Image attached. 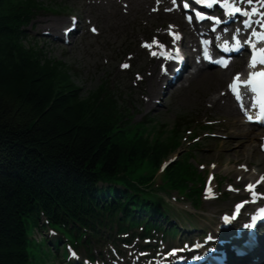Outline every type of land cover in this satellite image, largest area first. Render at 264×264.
I'll list each match as a JSON object with an SVG mask.
<instances>
[{
	"label": "trees",
	"instance_id": "16d2710c",
	"mask_svg": "<svg viewBox=\"0 0 264 264\" xmlns=\"http://www.w3.org/2000/svg\"><path fill=\"white\" fill-rule=\"evenodd\" d=\"M37 7L36 0H0V264H31L23 229L41 211L55 219L151 211L145 187L175 145L172 137L153 142L142 127L127 129L115 91L84 95L68 69L24 46L17 31ZM146 160L152 173L137 176ZM187 162L173 165L167 182L186 187Z\"/></svg>",
	"mask_w": 264,
	"mask_h": 264
},
{
	"label": "rangeland",
	"instance_id": "374dc122",
	"mask_svg": "<svg viewBox=\"0 0 264 264\" xmlns=\"http://www.w3.org/2000/svg\"><path fill=\"white\" fill-rule=\"evenodd\" d=\"M79 2L80 3L75 4L72 1H67L66 4L69 5V9L71 10L76 5H79L75 9L76 12L79 13L80 7L82 6V0H79ZM41 15L38 19L47 18ZM103 28L105 31L102 32V36L99 38L85 36L73 41L74 44L69 47H63L59 43H52L50 40L42 39L41 33L43 31L40 33L36 32V25L30 30V33L31 37L33 36L39 41V46L43 48L50 58H55L64 61L71 66H76L79 69V79H77L76 82L83 91L89 92L98 85L102 78L114 75L111 66L116 67L126 52L135 49V43L139 35L138 33H132L125 30L123 32H116L115 29L119 30L121 28L117 22H110L107 25H104ZM105 61H108V63ZM106 65L110 67L108 68ZM119 79L120 77H118L117 80ZM120 84H123L126 87L129 83L128 80H125L123 82L120 81ZM135 92L134 99L137 102L136 110L133 111L135 114V122L142 120L143 116L147 115L153 119H157L160 125L166 124V129L169 130L178 116L182 114H191L197 110L183 106L182 92L174 94L170 103L167 101L163 108L148 110L145 102L140 98L141 94L144 93L143 85L141 90ZM188 145L189 144L185 142V145H183L177 155H180ZM252 153L253 155H257V150L254 149L252 145L245 144L242 148L237 150L236 143L226 141L219 145L216 144L210 150L200 151L197 156L203 163L220 161L222 168L218 170L221 171L219 175H226L227 177L234 178L236 175L235 173L232 174L231 172H226L223 168H228V166L234 167V164L240 161L256 166L258 161L251 157ZM257 156L262 161L261 157L259 155ZM158 175H160V173H158ZM173 196H176V194ZM36 236L41 240V233Z\"/></svg>",
	"mask_w": 264,
	"mask_h": 264
},
{
	"label": "bare ground",
	"instance_id": "6f19581e",
	"mask_svg": "<svg viewBox=\"0 0 264 264\" xmlns=\"http://www.w3.org/2000/svg\"><path fill=\"white\" fill-rule=\"evenodd\" d=\"M64 22H65V18L64 17L57 18V19H50V20L49 19H43V20H40L39 21V25L37 26V28L39 30H41V31H45L48 28V29L56 32L57 36H58V31H59V36H58L59 39H61V38L64 39L65 37L60 33V31L62 30V27L64 25ZM19 31L20 30L18 29L17 33ZM225 78H226L225 73H221L218 76H216L214 74V72L213 73L211 72V73H208V74L201 75L199 78H197L195 80L193 86L190 88L189 91H186V92L184 91L183 92V97H182V100H184L183 106L184 107H189V109H191V108L195 107V105H198L200 101H201V104H203V102L207 99L206 92L208 93L209 90L210 91H213L216 86L222 85ZM160 91L161 90H159V92H156L155 90L154 91L151 90L150 93H152V94H155V93L159 94ZM196 92H201V96L200 97L198 96L199 99H198V97H195V93ZM152 105L151 104H148L147 107L150 108V109H152L153 108ZM215 106H216V102H215ZM232 110L233 109L230 108V106L220 108L221 113H223L225 115H228V116H233L232 115ZM254 138H255V135L252 138V140ZM251 157H253V156H251ZM152 176H153V181H154V175H152ZM148 189L151 190V187L148 188ZM113 193L115 195H119L120 192L115 190ZM48 205H50V204H48ZM55 207L58 208V207H60V205L59 204H56ZM37 215L42 218L41 219L42 221H44L43 219L46 220V218H48V222H53V220L55 219V217L49 215V213H47L46 211H44L42 215H41V213H38ZM19 219H21V218H19ZM30 220L32 222H36V220L34 218H31ZM54 225H55L54 223H50V225H47V228L51 229L52 227H54ZM24 226H26L28 228H31V226L29 224H27V223L24 224ZM33 228H36V226L35 227L33 226ZM23 232H24V236L26 237V239L24 241V244H26V246L23 245L24 246L23 249H25L24 250V254L26 255L27 254V248H29V246H27L28 241H32L33 238H37L35 236L39 232L38 231H36V232H25L24 229H23ZM202 232L203 231L198 232V234L199 235H202ZM46 234H47V232H45V231H42L41 232L42 237H44ZM204 234H205V232H204ZM58 243L60 245L63 244V242H60V241H58ZM53 249L56 250L57 248L55 246H53ZM66 256H68V253H66ZM256 263L259 264V262H256ZM32 264H35V263L32 262Z\"/></svg>",
	"mask_w": 264,
	"mask_h": 264
},
{
	"label": "snow or ice",
	"instance_id": "6c2138e0",
	"mask_svg": "<svg viewBox=\"0 0 264 264\" xmlns=\"http://www.w3.org/2000/svg\"><path fill=\"white\" fill-rule=\"evenodd\" d=\"M198 3H203L206 2V0H197ZM252 0H249V3H251ZM173 3H175V0H173ZM185 7H188V4L184 5ZM208 6H211V3L209 2ZM225 6L227 7L228 4L226 3ZM233 12H240L241 9L240 8H235L233 7L231 9ZM246 14V13H245ZM93 31H95V29H93ZM253 35H257L256 33H253ZM260 39L264 40V33L259 34ZM146 47H149V45H145ZM259 63L264 64V48L259 50ZM253 65H255V62L257 61V56L254 54L253 55ZM126 67V65H125ZM237 81H238V77H237ZM243 83L251 85L252 86V90L253 91H257L259 89V91L261 92L262 95H264V72H254L249 74V79L247 81H244ZM233 91H237V84L234 83L232 85ZM262 108H264V104H262ZM264 179V178H262ZM251 185L249 186V188L251 189ZM239 208V206H237ZM261 216L259 218H264V209L260 210ZM228 218L225 217V220H227ZM256 219H258L257 217H254L253 220L255 221ZM246 227H251V225H246Z\"/></svg>",
	"mask_w": 264,
	"mask_h": 264
}]
</instances>
